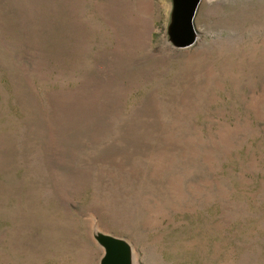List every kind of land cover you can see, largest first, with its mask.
Segmentation results:
<instances>
[{"label": "rangeland", "instance_id": "1", "mask_svg": "<svg viewBox=\"0 0 264 264\" xmlns=\"http://www.w3.org/2000/svg\"><path fill=\"white\" fill-rule=\"evenodd\" d=\"M0 0V264H264V0Z\"/></svg>", "mask_w": 264, "mask_h": 264}, {"label": "water", "instance_id": "2", "mask_svg": "<svg viewBox=\"0 0 264 264\" xmlns=\"http://www.w3.org/2000/svg\"><path fill=\"white\" fill-rule=\"evenodd\" d=\"M200 2L201 0H172L167 33L175 46L185 48L195 42L194 17ZM94 238L103 248L99 264H133L132 248L126 240L101 232Z\"/></svg>", "mask_w": 264, "mask_h": 264}]
</instances>
